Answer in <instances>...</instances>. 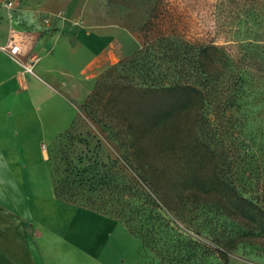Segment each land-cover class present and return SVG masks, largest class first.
<instances>
[{
  "label": "rangeland",
  "instance_id": "374dc122",
  "mask_svg": "<svg viewBox=\"0 0 264 264\" xmlns=\"http://www.w3.org/2000/svg\"><path fill=\"white\" fill-rule=\"evenodd\" d=\"M6 5L7 0H0V50L20 66L16 74L21 84L16 90H29L36 107L51 102L52 108L48 120L34 117L30 125L22 127L17 120L21 108L16 107V114L9 117L13 121L11 128L2 130L6 134L3 145L26 160L33 156L38 161L44 153L48 163V180L45 176L44 180L54 187V192L55 175H61L64 164L53 160L51 153L59 157L66 142L59 140L65 132H86L97 127L82 104L100 76L151 45L154 50L148 52L147 60L155 65H172L173 47L190 43L216 46L218 56L214 59L221 67L226 65L221 76L246 81L247 91L241 105L225 113L224 127L229 128L226 136L220 127L214 129L211 140H200L197 127L186 121L187 117L179 118L185 121L183 134L170 146L169 155L160 157L161 163L168 165L163 175L165 183L169 190L193 185L197 180L186 185L183 177L188 167L190 173L201 171L213 177L215 183L204 187L213 190L216 198L228 189L221 182L229 176L233 179L231 187L243 179L248 194H264V0H22L16 8ZM13 29L35 32L37 39L42 37L34 52L33 71L6 51ZM124 82L116 75L110 77L97 107L143 109L144 105L135 100L141 91L125 89ZM129 92L131 98L125 102V93ZM95 146L93 140L91 147ZM28 148L35 149L30 157ZM98 151L104 161L119 156L105 139ZM202 151L205 157L201 161ZM125 166L137 176L128 163ZM159 200L160 207L151 213L152 224L159 230L149 244L133 232L130 223L115 217L119 224L105 249L107 262L264 264V234L236 236L248 226L213 207L199 217L193 212L192 220H184L173 206ZM62 201L67 206L80 207ZM260 201L264 205V198ZM216 235L229 244L236 239L231 241V247L226 246L228 263L218 255L217 249L223 245L217 242Z\"/></svg>",
  "mask_w": 264,
  "mask_h": 264
},
{
  "label": "trees",
  "instance_id": "16d2710c",
  "mask_svg": "<svg viewBox=\"0 0 264 264\" xmlns=\"http://www.w3.org/2000/svg\"><path fill=\"white\" fill-rule=\"evenodd\" d=\"M152 46L141 48L111 66L97 80L82 104L85 114L97 125L95 130L74 132L71 129L61 135L59 141L67 142L61 154L58 157L54 151L51 153L53 160L59 159L64 164L61 175L55 170L56 196L111 218L126 220L133 232L148 244L159 230L154 228L151 215L160 207L158 199L173 206L184 220H192L193 212L199 217L213 207L216 212L239 219L248 226L236 236L264 234V205L260 201L264 194H248L243 179L231 187L232 177H225L221 183L229 187L216 198L213 190L204 187L209 182L215 183L213 177L201 171L190 173L187 167L183 171L186 185L192 179L197 181L188 188L169 190L163 176L168 165L161 163L172 151L170 146H174L183 134L185 121L179 119L181 116L197 127L200 140H211L214 129L220 127L226 136L229 128L224 127L225 113L241 105L247 82L221 76L224 65L221 67L214 59L218 56V48L214 45L185 43L173 47L175 62L169 66L155 65L146 59ZM116 71V77L125 79V89L141 91L135 98L144 105L140 111L132 107H125V111L97 107L103 97V86ZM128 97L131 98L130 92L125 93V102ZM125 120L128 121L126 126ZM103 139L112 144L119 156L109 161L101 159L98 148ZM93 140L96 141L94 148L91 147ZM203 155L204 151L201 161ZM103 191L106 194L100 193ZM220 236L215 238L223 246L217 252L228 263L230 254L226 246L231 247L235 238L229 244Z\"/></svg>",
  "mask_w": 264,
  "mask_h": 264
},
{
  "label": "crops",
  "instance_id": "0c3cea01",
  "mask_svg": "<svg viewBox=\"0 0 264 264\" xmlns=\"http://www.w3.org/2000/svg\"><path fill=\"white\" fill-rule=\"evenodd\" d=\"M19 67L0 50V100L9 98L0 102V264H110L105 249L118 220L67 206L47 181L44 153L38 161L33 156L26 160L3 145L6 134L2 130L11 128L9 117L16 114V107L21 108L17 120L22 127L30 125L34 117L48 120L52 108L51 102L36 107L29 90H16L21 84L16 74ZM27 150L30 157L35 149Z\"/></svg>",
  "mask_w": 264,
  "mask_h": 264
},
{
  "label": "built area",
  "instance_id": "2783aa9c",
  "mask_svg": "<svg viewBox=\"0 0 264 264\" xmlns=\"http://www.w3.org/2000/svg\"><path fill=\"white\" fill-rule=\"evenodd\" d=\"M22 0H7V7L12 9L19 6ZM37 33L13 29L6 51L14 58H19V62L30 71H33L36 57L34 56L35 47L37 45ZM24 57V60L21 58Z\"/></svg>",
  "mask_w": 264,
  "mask_h": 264
}]
</instances>
